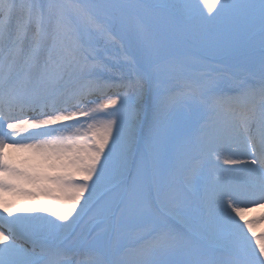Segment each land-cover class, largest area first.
Returning <instances> with one entry per match:
<instances>
[{
    "label": "snow or ice",
    "instance_id": "snow-or-ice-1",
    "mask_svg": "<svg viewBox=\"0 0 264 264\" xmlns=\"http://www.w3.org/2000/svg\"><path fill=\"white\" fill-rule=\"evenodd\" d=\"M257 209L264 0H0V264H264Z\"/></svg>",
    "mask_w": 264,
    "mask_h": 264
},
{
    "label": "bare ground",
    "instance_id": "bare-ground-1",
    "mask_svg": "<svg viewBox=\"0 0 264 264\" xmlns=\"http://www.w3.org/2000/svg\"><path fill=\"white\" fill-rule=\"evenodd\" d=\"M261 214V210L257 209L254 213H250L249 217L251 218L252 216H259ZM257 233L259 234V232L261 231L260 227L257 225Z\"/></svg>",
    "mask_w": 264,
    "mask_h": 264
}]
</instances>
